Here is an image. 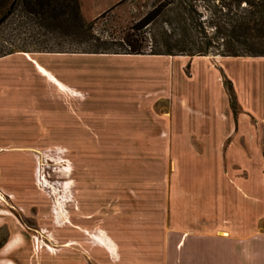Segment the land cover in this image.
<instances>
[{"label":"rangeland","instance_id":"obj_1","mask_svg":"<svg viewBox=\"0 0 264 264\" xmlns=\"http://www.w3.org/2000/svg\"><path fill=\"white\" fill-rule=\"evenodd\" d=\"M114 1L84 0L79 10L83 21H91L96 10ZM148 3L149 0H124L112 7L108 18L117 28L125 27L138 19ZM194 58L185 57L181 73L190 77L205 67L215 71L221 84L224 80L230 82L237 114L241 112L224 72L230 67L256 71L258 61L207 57L196 65ZM155 64L147 59L116 57L90 65L104 72H127L160 69ZM99 82L100 92L130 93L128 79ZM112 86L115 90H111ZM152 92L154 96L156 90ZM248 118L250 127L246 129L258 138L252 142L249 136L250 141L239 143L247 152L248 167L242 168L235 158L226 161L221 153L224 168L231 170L228 178L233 187L223 181L218 182L216 190L228 207H222L220 202L216 213L211 208L194 224H187L186 219L181 230L171 221L159 223L155 216L151 222L123 224L131 236L122 239L124 250L116 249L107 233L113 224L115 202L161 201L165 193L161 184L170 175L171 159L167 162L161 155L160 144L31 142L27 138L34 130H56L61 135L57 138L62 139L64 128L10 127V135L26 140L14 141L9 136L10 142L0 143V157H10L0 158V211L10 214H0V244L8 235L19 236V243L8 252L13 264H264V123L256 125L254 118ZM251 145L259 148L255 156ZM43 179L48 185L43 184ZM194 191L197 194L199 189ZM80 202H99L104 221L98 222L97 208L92 209L91 219L86 218L91 212ZM156 210L155 207L154 215ZM178 215L184 220L179 211ZM225 225L228 228L224 229ZM218 232L227 236H219ZM143 234L150 237L141 239Z\"/></svg>","mask_w":264,"mask_h":264},{"label":"crops","instance_id":"obj_2","mask_svg":"<svg viewBox=\"0 0 264 264\" xmlns=\"http://www.w3.org/2000/svg\"><path fill=\"white\" fill-rule=\"evenodd\" d=\"M120 1L96 10L92 18ZM77 2L80 10L84 0ZM116 57L147 59L160 69L104 72L90 65L100 59ZM184 59L185 56L32 52L0 57V143L10 142L9 136L14 137V141L26 140L10 135L9 128L16 126L64 128L62 139L57 138L61 135L56 134V130H34L27 138L31 142L160 144L161 155L167 162L171 159L170 175L161 184L164 197L159 202H115L113 224L111 231L107 228V233L114 240V247L124 250L126 246L122 239L131 236L123 224L151 222L153 216L159 223L171 221L179 230L186 219L187 224L198 223L211 208H215L216 213L217 206L222 205L220 202H223L222 207L227 206L216 190L218 182L233 185L228 178L231 170L224 168L221 153L224 152L226 161L235 158L242 168L248 167L247 152L239 143L250 141V137L254 142L257 138L246 129L250 127L248 115L254 118L256 125L264 123V57L223 58L236 62L258 61L260 65L256 71L225 69L241 109L235 116L218 74L205 67V70L186 77L180 71ZM194 59L197 65L207 57ZM122 78L129 80L130 93L98 91L100 79ZM111 90H115L113 86ZM153 90H156L154 96ZM225 143L228 146L223 150ZM258 149L251 145L254 156ZM0 158L8 160L10 157ZM196 188L198 195L194 191ZM196 195L198 199H195ZM256 202H259L257 198ZM80 204L89 212L97 208L98 222L104 221V211L102 216L99 214L102 207L99 202ZM155 207L156 215L153 213ZM178 211L184 220L179 218ZM0 214L9 215L3 211ZM89 214L86 218L91 219L92 212ZM213 217L215 220L216 216ZM99 232L112 241L105 231ZM218 234L227 236L224 232ZM149 237V234L141 235V239ZM18 243V235L6 237L0 244V264H13L8 252Z\"/></svg>","mask_w":264,"mask_h":264},{"label":"trees","instance_id":"obj_3","mask_svg":"<svg viewBox=\"0 0 264 264\" xmlns=\"http://www.w3.org/2000/svg\"><path fill=\"white\" fill-rule=\"evenodd\" d=\"M111 9L84 22L77 0H0V57L18 52L264 57V0H149L138 19L122 28L112 25ZM222 86L235 116L231 84L224 80Z\"/></svg>","mask_w":264,"mask_h":264},{"label":"bare ground","instance_id":"obj_4","mask_svg":"<svg viewBox=\"0 0 264 264\" xmlns=\"http://www.w3.org/2000/svg\"><path fill=\"white\" fill-rule=\"evenodd\" d=\"M44 181H43V184L46 186V185H48V183H47V181L45 180V179H43ZM53 190H54V188H53Z\"/></svg>","mask_w":264,"mask_h":264},{"label":"water","instance_id":"obj_5","mask_svg":"<svg viewBox=\"0 0 264 264\" xmlns=\"http://www.w3.org/2000/svg\"><path fill=\"white\" fill-rule=\"evenodd\" d=\"M4 20V17L0 18V23Z\"/></svg>","mask_w":264,"mask_h":264},{"label":"flooded vegetation","instance_id":"obj_6","mask_svg":"<svg viewBox=\"0 0 264 264\" xmlns=\"http://www.w3.org/2000/svg\"><path fill=\"white\" fill-rule=\"evenodd\" d=\"M8 213V212H7ZM9 214V213H8ZM10 215V214H9Z\"/></svg>","mask_w":264,"mask_h":264}]
</instances>
